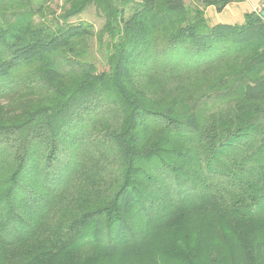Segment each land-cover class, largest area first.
Returning a JSON list of instances; mask_svg holds the SVG:
<instances>
[{
    "label": "trees",
    "instance_id": "16d2710c",
    "mask_svg": "<svg viewBox=\"0 0 264 264\" xmlns=\"http://www.w3.org/2000/svg\"><path fill=\"white\" fill-rule=\"evenodd\" d=\"M230 2L0 0V264H264V8Z\"/></svg>",
    "mask_w": 264,
    "mask_h": 264
},
{
    "label": "rangeland",
    "instance_id": "374dc122",
    "mask_svg": "<svg viewBox=\"0 0 264 264\" xmlns=\"http://www.w3.org/2000/svg\"><path fill=\"white\" fill-rule=\"evenodd\" d=\"M187 5H193V0H186ZM63 5V0H55L53 7L57 12H60V7ZM264 8V0H231L224 9L217 12L213 6L204 8L206 18L210 24L217 20L222 23L242 22L244 13L255 11L259 13ZM77 19L85 20L93 24L94 30L98 31L103 23L102 18L96 13L93 7H89L85 12L80 14ZM90 51L99 71L106 68L104 61L105 48H101L95 38L90 40Z\"/></svg>",
    "mask_w": 264,
    "mask_h": 264
},
{
    "label": "crops",
    "instance_id": "0c3cea01",
    "mask_svg": "<svg viewBox=\"0 0 264 264\" xmlns=\"http://www.w3.org/2000/svg\"><path fill=\"white\" fill-rule=\"evenodd\" d=\"M215 23H219V21L217 20L216 22H214L213 24H215Z\"/></svg>",
    "mask_w": 264,
    "mask_h": 264
}]
</instances>
